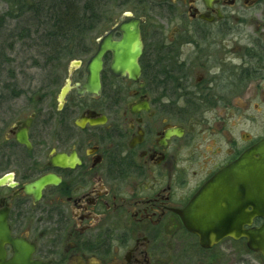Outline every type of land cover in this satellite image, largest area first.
Instances as JSON below:
<instances>
[{
	"label": "flooded vegetation",
	"instance_id": "1",
	"mask_svg": "<svg viewBox=\"0 0 264 264\" xmlns=\"http://www.w3.org/2000/svg\"><path fill=\"white\" fill-rule=\"evenodd\" d=\"M124 1L102 36L45 43L77 49L78 57L52 62L56 81L31 89L30 76L29 90L0 97V264H23L21 256L26 264L260 256L245 236L264 223L260 186L246 175L223 179L212 219L223 234H211L210 248L183 213L249 152L264 162V0ZM126 19L140 21L138 80L113 75L108 52L101 92L89 93L88 64ZM40 53L33 62L51 66Z\"/></svg>",
	"mask_w": 264,
	"mask_h": 264
},
{
	"label": "water",
	"instance_id": "2",
	"mask_svg": "<svg viewBox=\"0 0 264 264\" xmlns=\"http://www.w3.org/2000/svg\"><path fill=\"white\" fill-rule=\"evenodd\" d=\"M118 32L121 34L119 41H114L113 36ZM143 44L140 35V21L137 19L122 20L121 24L112 29L105 37L101 39L97 54L90 60L87 68V80L84 88L89 93L100 94L101 92V71L103 68V57L106 53L111 52L113 61L110 71L119 78H125L127 75L130 79L137 81L140 75L139 59L142 55ZM65 91L61 95L64 98ZM27 136L19 138L21 143L26 144ZM258 153L263 154L262 151ZM252 152H249L245 158L228 167L223 173L217 175L209 184H207L200 193L191 202L188 209L183 213L186 228L201 237V245L210 248L213 241L210 239L211 234L221 236L220 224L212 220L220 214V196L222 195L223 179H235L237 175L247 176L251 180L250 185L260 186V205L258 206L259 215L264 217V162L251 160ZM249 172V173H245ZM259 184H256L259 180ZM2 181H0L1 185ZM44 180V184H45ZM245 184H248L245 182ZM248 184V185H249ZM213 198L210 201V198ZM216 229V230H215ZM248 238V247L254 252L262 255L264 260V223L259 229L245 233ZM218 240L215 241V243ZM32 252V248H31ZM27 257L21 256V263L26 264ZM29 264H39L31 260Z\"/></svg>",
	"mask_w": 264,
	"mask_h": 264
},
{
	"label": "rangeland",
	"instance_id": "3",
	"mask_svg": "<svg viewBox=\"0 0 264 264\" xmlns=\"http://www.w3.org/2000/svg\"><path fill=\"white\" fill-rule=\"evenodd\" d=\"M100 3L102 6L97 8L99 12L96 14L99 17L102 16L101 23L93 33H89L88 39L93 40L109 31L118 22L122 11L126 8L124 0H101ZM29 4L30 0H0V97L11 96L15 93L18 95L19 92L29 90L30 76L31 89L42 88L48 78L46 72L33 64V60L36 61V57L39 56L37 49L33 47L34 41L31 38L20 39L25 27L31 29L29 25L31 13L26 12L30 9ZM16 9L18 10L16 13L20 15L15 13L13 17L10 16L14 21L5 25L8 13ZM24 18H26L25 21H23ZM6 87L16 88L8 91ZM222 262L223 264H264L261 256L251 254H244L241 257H225Z\"/></svg>",
	"mask_w": 264,
	"mask_h": 264
},
{
	"label": "trees",
	"instance_id": "4",
	"mask_svg": "<svg viewBox=\"0 0 264 264\" xmlns=\"http://www.w3.org/2000/svg\"><path fill=\"white\" fill-rule=\"evenodd\" d=\"M48 2H50L49 5ZM100 2L101 0H31L33 5L26 11L31 12V29L25 27L22 30L23 33L21 32L20 39L31 38L34 41L33 47L37 49L36 52H41L40 56L48 62L50 61L49 64L51 66L43 65L39 61L33 64L47 70L48 73L50 67L52 68L50 72L59 68L58 64L52 63L54 60L61 62L64 57L68 59L78 57L75 47H45L44 45L46 42L60 44L61 42L71 43L79 41V36L92 32L101 23L102 16L99 17L96 14L99 12L97 8L102 6ZM46 4L47 6H45ZM20 11L23 12V9L20 8ZM16 12H18L17 9L16 11L9 12L8 16L13 17ZM15 17L17 18V16ZM61 52H67V54L65 55ZM50 74H47L48 78L46 81L53 79L56 81L58 77L55 76V73L54 77ZM49 77H52V79H49ZM13 88L6 87L8 91ZM14 95L17 94L15 93Z\"/></svg>",
	"mask_w": 264,
	"mask_h": 264
}]
</instances>
